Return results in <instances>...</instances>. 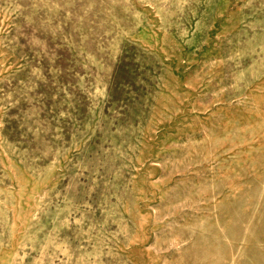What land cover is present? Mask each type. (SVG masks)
<instances>
[{"label": "rangeland", "instance_id": "1", "mask_svg": "<svg viewBox=\"0 0 264 264\" xmlns=\"http://www.w3.org/2000/svg\"><path fill=\"white\" fill-rule=\"evenodd\" d=\"M0 264H264V0H0Z\"/></svg>", "mask_w": 264, "mask_h": 264}]
</instances>
